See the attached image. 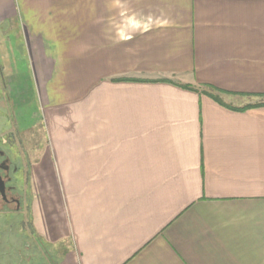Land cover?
<instances>
[{
    "label": "crops",
    "instance_id": "1",
    "mask_svg": "<svg viewBox=\"0 0 264 264\" xmlns=\"http://www.w3.org/2000/svg\"><path fill=\"white\" fill-rule=\"evenodd\" d=\"M0 64L60 264H264V0H0Z\"/></svg>",
    "mask_w": 264,
    "mask_h": 264
},
{
    "label": "flooded vegetation",
    "instance_id": "2",
    "mask_svg": "<svg viewBox=\"0 0 264 264\" xmlns=\"http://www.w3.org/2000/svg\"><path fill=\"white\" fill-rule=\"evenodd\" d=\"M2 77L0 64V79ZM0 85L3 89V98L0 97V249L2 248V255L7 258L3 264H9L10 254H15V264L16 261H19L18 264H44L43 259L38 258L40 254L38 251L41 250L44 253L47 247L52 246L41 240L35 229L33 234L29 235L31 237L29 240V237H26L23 231L16 227L19 225L18 227L22 228L20 216L24 211H29L32 215L34 203L32 185L34 163L27 159L26 149H23L24 145L22 146L20 139L21 134L27 129H20L15 113H13L18 106L25 104L26 91L10 89L2 80ZM28 102L31 104L34 99L29 97ZM13 136L19 137L18 144L10 141L14 138ZM14 144L20 147V153H15V155L13 153ZM48 256L45 259L49 261V264H57L55 256L49 253Z\"/></svg>",
    "mask_w": 264,
    "mask_h": 264
},
{
    "label": "rangeland",
    "instance_id": "3",
    "mask_svg": "<svg viewBox=\"0 0 264 264\" xmlns=\"http://www.w3.org/2000/svg\"><path fill=\"white\" fill-rule=\"evenodd\" d=\"M25 91H26V95H25L26 98L32 97L34 99V102L31 104L29 103V105L22 104V105L18 106L14 110L13 113H15V117L18 120L20 129L21 130L27 129L21 134L20 139H21L22 146L24 145L23 149L24 148L26 149L27 159L31 162H34L38 158V154H36L35 151L40 149V146L44 142H46L47 136H46L45 126H44V121H43V114H42L41 106L39 103L38 92H37V90H34V89H26ZM0 97L3 98V89L1 88V85H0ZM258 104H261V103L249 104V105L254 106V105H258ZM249 105H247V106H249ZM13 135H15V133ZM13 137L14 138L11 137L12 139L10 141L18 144L19 143V137L18 136H16V137L13 136ZM13 147H14V149H13L14 155H15V153H20V147L19 146L14 144ZM20 217H21V223H20L21 225L20 226H22V228L18 227L19 225L16 227H17V229L19 228V230H22L24 235H26V237H29V235L30 234L32 235L33 234L32 232L34 231V228H33L34 226L32 225L33 216L30 214L29 211L28 212L24 211V213H22V216H20ZM29 240H31V237H29ZM21 242H22V240H21ZM63 252H64L63 246H59V248L47 247V249L44 250V253L41 250L38 251V254L40 253L38 258H42L44 261V264H49V261H47V259H45V257H49L48 256V253H49V254L55 256L56 257L55 260H57V264H60V261L58 258H60V256L62 255ZM2 253H3V251L1 248L0 249V264H3V262L5 260H7L6 256L2 255ZM15 257H16L15 254L9 255V258H8V259H10V262L8 261L9 264H15V262H14ZM18 262L19 261H16V264H18Z\"/></svg>",
    "mask_w": 264,
    "mask_h": 264
},
{
    "label": "trees",
    "instance_id": "4",
    "mask_svg": "<svg viewBox=\"0 0 264 264\" xmlns=\"http://www.w3.org/2000/svg\"><path fill=\"white\" fill-rule=\"evenodd\" d=\"M185 88H188V89H193V88H190L189 86H183ZM213 90H215L213 88ZM216 91H219V90H216ZM204 94L210 96L211 98L215 99L217 102H220V99L217 95H214L213 93H210L208 91H203ZM259 107H264V103H261V104H258V105H249V106H245L244 108H241L240 110H248V109H252V108H259Z\"/></svg>",
    "mask_w": 264,
    "mask_h": 264
}]
</instances>
